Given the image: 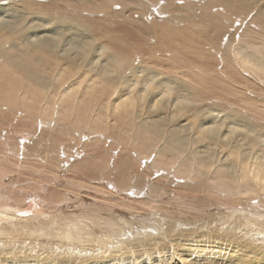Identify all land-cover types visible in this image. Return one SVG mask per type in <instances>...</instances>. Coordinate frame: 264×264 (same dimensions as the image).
Masks as SVG:
<instances>
[{
	"label": "bare ground",
	"instance_id": "bare-ground-1",
	"mask_svg": "<svg viewBox=\"0 0 264 264\" xmlns=\"http://www.w3.org/2000/svg\"><path fill=\"white\" fill-rule=\"evenodd\" d=\"M149 10L155 17L146 15ZM250 14L255 15L252 22L243 25ZM241 26L246 27L244 36L248 37L243 44L242 37H237ZM129 36L145 42L144 47L133 48ZM112 133L124 148L110 151L111 158L101 161L95 147L101 142L109 150L114 145L107 146ZM12 141L19 143L15 163L13 168L0 164V181L8 172L11 177L15 174L20 185L15 190L0 185V264H73L88 254L83 264L89 260L98 264L102 259L104 264H129L119 252L134 251L154 256L156 250L165 256L167 250L160 251L151 234L147 233L146 243L135 240L137 249L129 247L130 238L119 235L120 226L130 225L131 236L140 238L132 225L144 220L159 224L152 229L163 239L169 236L165 249L180 247L176 260L156 255L154 264L156 260L159 264H264V0H0L3 160L12 157ZM69 142L75 145V156H80L73 164L77 193L85 191L75 198V222L59 238L72 239L82 249L47 251L26 249L22 242L16 245L33 232H44L43 222H34L44 207L31 203L27 178H22L26 163L44 154L43 167L59 178L61 165L70 161L71 149L67 153L65 147ZM70 169L62 172L64 177ZM41 171L36 177H41ZM80 173L84 184L77 183ZM158 173L161 177L153 180ZM136 180L140 181L135 184ZM145 180L154 181L146 194ZM112 182L120 202L106 198V185ZM174 184L170 192L175 197L159 201ZM93 190L104 196L94 195L97 201L87 204ZM147 193L149 199L140 200ZM55 202L59 201L55 198ZM148 202L157 203L159 220L151 216L156 205ZM175 204L179 214L171 210ZM137 205L144 206L147 218L145 214L133 216L131 209ZM182 206L185 215L191 209L198 217L199 213L210 217L209 223L226 209L227 218L240 223L237 229H248L250 237L229 227L210 233L208 223L201 240H194L192 232L187 233L190 230L175 237L172 233L177 215L183 217ZM239 213L242 217L235 218ZM94 227L100 229V240ZM113 237L123 245L111 242ZM108 241L122 249L115 253L107 247ZM181 242L187 243L181 248ZM87 247L100 248L88 252ZM46 252L48 257L42 259L40 254ZM136 259L138 264L147 263Z\"/></svg>",
	"mask_w": 264,
	"mask_h": 264
},
{
	"label": "rangeland",
	"instance_id": "rangeland-1",
	"mask_svg": "<svg viewBox=\"0 0 264 264\" xmlns=\"http://www.w3.org/2000/svg\"><path fill=\"white\" fill-rule=\"evenodd\" d=\"M163 2V1H162ZM254 6H255V8H254V10H253V13L255 12H257L258 10H257V5H255L254 4ZM120 6H118V4L116 5V7L115 8H119ZM149 12V13H148ZM148 13V14H147ZM147 13H146V15L147 16H149L150 14V16H154V14L152 13V11H147ZM147 16H145V18H147ZM149 16V17H150ZM254 16L255 15H252V17H251V14L246 18V21L245 22H242V23H244L243 25H245L246 26V24L248 25V23L249 22H252V19L254 18ZM115 17V16H114ZM117 17H119V16H117ZM155 17V16H154ZM244 17V16H243ZM242 18V17H241ZM251 18V19H250ZM122 19L121 18H119V19H117V21H121ZM239 22H241V21H239ZM177 26H178V24H177ZM245 26H241V30L244 32H242V31H239V35L237 34V37H238V39L240 40V38H241V40L240 41H243L242 42V44L247 40V36H244V35H247V33H245V32H247V30H245L246 29V27ZM251 26H254V25H251ZM244 27V28H243ZM252 28L253 29H255L254 27H251V29L250 30H252ZM231 32H233V31H231ZM77 33H78V31H77ZM243 34V35H242ZM78 35V34H77ZM82 37H84V35H79V38L80 39H82ZM244 37V38H243ZM75 38H76V36H75ZM125 38H128L127 37V35H125ZM129 38H130V36H129ZM227 38V37H226ZM144 39H145V37H144ZM130 40V42H133L131 45H132V47L133 48H140V46H142V47H144L143 46V44H145V42H143V43H141V42H139V41H136L135 39H129ZM135 40V41H134ZM147 40V39H146ZM152 40V39H151ZM226 40L227 39H224V42L226 43ZM138 42V43H137ZM223 42V44L225 45V43ZM137 43V44H136ZM178 56H183L182 54L180 55H178ZM177 56V57H178ZM200 61V63H201V59L199 60ZM215 68H216V70H217V72L218 73H221V70L219 69V66L218 65H215ZM110 127H111V129L109 130V133L111 132V130H112V127H113V124H112V122L114 123V120L113 119H111L110 120ZM48 133V132H47ZM113 134V133H112ZM66 139H70V138H67L66 137ZM5 140H7L6 138H5ZM86 141V140H85ZM85 141H83V142H85ZM112 142H114V145L112 146V147H110V149L109 150H107V148L104 146V144L103 143H97L98 145H96V147H98V148H96L95 147V149H97L98 150V152H99V155H100V158H102L101 159V161H103V159H105V158H111V155L110 154H108V153H110V151H120V149L121 148H124V143H123V141L121 142L120 140H119V138H116V134H113V135H110V136H108V142H107V146L109 145V143L111 144ZM132 142V140H130V143ZM30 143L31 142H29L26 146L28 147V145H30ZM62 143V142H61ZM127 143H128V141H127ZM12 144H13V147L11 148V155H9V157H11L10 158V160H8V159H5V158H7V157H4V159L5 160H3L2 158H0V164H2V165H11V167H12V165H14V163H15V155H14V153L17 151L16 149V145H18L19 143L18 142H15V144H14V142L12 141ZM68 144V145H67ZM119 144V145H118ZM22 145H24V144H22ZM72 145V146H71ZM80 145V144H79ZM102 145V146H101ZM15 146V147H14ZM75 145H73V143L71 144L70 142L69 143H66V151H67V153H68V150L67 149H71V151L68 153L69 154V157L70 158H66L64 155H63V145H60L59 146V148H60V150L62 149V158L64 157L65 158V160H66V162H67V160L69 161V162H67V163H65L66 165L64 166V165H61V170H62V172L64 173V172H67V170L68 169H70L71 167L73 168V164L75 163V159L76 160H78V159H80V156L79 157H76L75 156V152H73V150H72V148L74 147ZM92 146V145H91ZM120 146V147H119ZM80 147H82V146H80ZM191 149H194V144L193 143H191V145L189 146ZM13 148H15V149H13ZM106 148V149H105ZM117 148V150H115ZM120 148V149H119ZM23 149V148H22ZM73 149H75V147L73 148ZM80 149V148H79ZM87 149H90V145H89V147L87 148ZM119 149V150H118ZM196 149V148H195ZM13 150V151H12ZM26 150V148H24L23 150H22V152L23 151H25ZM87 151V150H86ZM89 151V150H88ZM71 153H73V155L71 154ZM43 154V153H42ZM72 155V156H71ZM108 155L110 156V157H108ZM107 156V157H106ZM113 156V155H112ZM118 156V155H117ZM117 156H115L114 158H115V162H116V160H117ZM75 157V158H74ZM155 157V156H154ZM14 158V159H13ZM63 158V159H64ZM72 158H74L73 159V161H72ZM153 157L151 156V159H152ZM33 159V158H32ZM40 160V161H39ZM43 160V161H42ZM46 160H47V158H46V156L43 154V155H41L40 157H35L34 156V159L32 160V161H30V163L28 164V163H26L27 165H26V169L27 170H25V172L24 173H26V175L25 176H22V178H27V184H26V186L28 185V188L26 189L27 191H26V193H27V195H29L30 197V199H32V202L31 203H38V204H40L42 207H44V210H45V212H43V210H42V212L43 213H41V214H38V217L37 218H35V220H34V222H35V224L37 225V224H39V220H41L42 222H43V226H44V232H41V229L39 230V232H33L34 233V235L32 236H29V238H26L25 239V241H20V243H17L16 245H20L21 244V242L23 243V245L26 247V249H38V248H45V249H47V251H49V250H52L53 248H61V249H67V248H71L72 250L74 249L75 251L76 250H80L79 249V247L82 249V247L81 246H79V244H76L75 245V241H72V239H67V238H59L60 236H64L65 235V230L67 229V228H70V226H71V221H73V222H75V220H73V218H74V214H75V207H73V206H75V198L79 195H82V193L85 191V190H81V191H79L80 193H77V187H76V185H75V168H71L70 170H69V172L68 173H66L65 174V177H64V174L60 171L59 173H60V175L61 176H59V178L56 176V175H53V173H52V175H50L51 173L50 172H47V170L43 167V165L45 166L46 165ZM11 163V164H10ZM42 163V164H41ZM146 160L145 161H143L142 162V165L144 166V167H141V169H140V171L142 170V168L144 169L145 168V166H146ZM40 165H41V167H43V169L42 168H40ZM39 167V168H38ZM13 168V167H12ZM45 169V170H44ZM55 170V172L58 170V169H56V168H54ZM10 170V169H9ZM40 170H42L41 171V175H39V176H41V177H36V175L38 176V173H36V172H38V171ZM44 170V171H43ZM74 170V171H73ZM35 171V172H34ZM46 171V172H45ZM42 172H43V176H42ZM48 174V175H47ZM161 174L162 173H158V175L157 174H155V176H154V179L153 180H155V178L156 177H161ZM50 175V177H48ZM80 175V176H79ZM78 175V177L76 178V179H78L77 180V183L78 184H84V182L81 180V178H83L82 176H84V174H82V173H80ZM102 176V175H101ZM170 176H173L172 175V173H171V175ZM13 177H15L14 179H13ZM57 177V178H56ZM64 177V178H63ZM70 177V178H69ZM44 178V179H43ZM46 178V179H45ZM66 178H68V179H66ZM56 179H58V180H55ZM63 179V180H62ZM112 179H114V178H112ZM14 180H16V176H15V174L11 177L10 175H9V173L7 172V174H6V176H5V179H2V181H0V185H4V183H5V186H4V188L3 189H6V187H7V189L9 190V188H14L13 190H15L16 188V186L17 185H20V182L19 181H14ZM31 180V181H30ZM46 180H47V182H46ZM74 180V181H73ZM147 181V180H145V182L147 183V186L145 187L146 189H145V194H146V191L147 190H149L153 185H154V181ZM39 181H40V183H39ZM54 181V182H53ZM62 181V182H61ZM66 183H65V182ZM73 181V182H72ZM139 182L140 180H136V181H134L135 182V184H136V182ZM183 181V180H182ZM18 182V183H17ZM37 182V183H36ZM43 183V185H42V183ZM64 182V183H63ZM71 182V183H70ZM79 182H81V183H79ZM176 182H178V181H176ZM13 183H15L14 185H12ZM11 184V185H10ZM53 184V185H52ZM55 184V185H54ZM59 184V185H58ZM65 184H67V185H65ZM39 185V186H38ZM42 185V186H41ZM46 185V186H45ZM176 184H174V185H172V188H167V190L169 191V194H168V196H166V197H161L160 199H159V201H164L163 203H165V202H167V201H170L172 198H174L175 197V195H174V193H171L170 191L174 188V186H175ZM36 186H38V187H36ZM44 186V187H43ZM48 186H50L49 187V190H47L48 189ZM57 186H59V187H57ZM150 186V187H149ZM167 186H169L167 183L165 184V187H167ZM34 187H35V190H34ZM43 187V189H41ZM54 187V188H53ZM56 187H57V189H56ZM37 188V189H36ZM106 188H107V190H109V193L106 195V198L108 199V200H112L113 202H116V201H122L120 198H118V192H116V193H113V192H115L116 191V188H115V186H114V183L112 182V184L110 185H106ZM2 189V188H1ZM41 189V190H40ZM44 189H46V190H44ZM51 189V190H50ZM55 189V190H54ZM54 190V191H53ZM59 190V191H58ZM69 190V191H68ZM41 191V192H40ZM48 191V192H47ZM58 191V192H57ZM68 191V192H67ZM112 191V192H111ZM34 192H35V194H34ZM39 192V193H38ZM110 192H111V194H110ZM47 193H50V194H47ZM59 193V194H58ZM113 193V194H112ZM132 193V192H131ZM149 193V192H148ZM148 193H147V195L145 196V197H143V198H141L140 200H148L149 199V196H148ZM171 193V194H170ZM39 194H41L40 196H42V197H40V196H38ZM63 194V195H62ZM92 195H93V199H89V201H87V199H86V197H83L82 198V200L83 199H85L86 201H87V204H92L91 202L92 201H97L96 200V198H95V196L94 195H98V197H103L104 195H102V194H100V193H98V192H94V190L92 191V193H91ZM133 195H135L134 193H132ZM62 195V196H61ZM73 195V196H72ZM51 196V197H50ZM55 196V197H54ZM65 196V197H64ZM121 197H123V196H121ZM49 198V199H48ZM55 198H56V200H58L60 203H63V204H60L59 202H57V204H56V202H55ZM48 201H47V200ZM51 199V200H50ZM39 200V201H38ZM69 200V201H68ZM40 201H41V203H40ZM46 201V202H45ZM66 201V202H65ZM91 201V202H90ZM158 201V202H159ZM72 202V203H71ZM109 202V201H108ZM124 202V201H123ZM152 202V201H151ZM151 202H148L149 203V205H151V206H154L155 207V205L157 204V203H155V202H153L152 204H151ZM44 203H46V205H44ZM112 203V202H111ZM113 204V203H112ZM47 206V207H46ZM87 207H89V205H86V208ZM226 206H224L223 208H225ZM47 208V209H46ZM117 208V210L118 209H121V211H123L124 210V207L123 206H117L116 207ZM171 209V208H170ZM177 209V210H176ZM185 208L182 206V208H181V210L183 211ZM238 209H240V207L238 208ZM54 210V211H53ZM160 209L159 208H157V205H156V209L154 210V212H153V214H151V216L152 217H155L156 216V218L159 220L160 218H161V216H160V211H159ZM171 210H173L172 212L174 213V212H176V213H180L179 211H180V209H178V207H177V204H175V205H172V209ZM131 211H133V216L135 215H144L145 214V216H146V218L148 217L147 215H148V213H146V209H144V206H139V205H137V206H135L134 208H132L131 209ZM263 211V210H262ZM262 211H257V212H262ZM213 212H215V210L213 211ZM224 212V214H217L216 216H214L213 218H212V221L209 223V220H210V217H206V216H204L203 215V217L202 216H200V213L198 214L199 215V217L196 215V214H194L192 211H191V209H190V211L189 212H187V213H189L188 215H185V213H184V211L182 212V218H181V216L180 215H177V217L179 218V220L178 221H176L177 222V224H175L174 222L173 223H171V224H175V230H173V236H175V237H177V236H179L180 234H185L187 231H189V232H187V233H191L192 232V234H193V236H194V240H201V239H203L204 238V236H205V229H208L209 227L207 226L206 228H205V223H206V225H207V223H208V225H210L211 224V226H212V228H211V232L210 233H212L213 231H219V230H222L221 228H223L224 230H225V228H227V227H229V229H233V230H231V231H234V232H236V233H239V232H242V234L241 235H244L245 234V232L247 233L246 235H245V237H250V233H248L247 231H248V229H245V230H239V229H237V228H240L239 226H240V223L239 222H237L236 223V221H233V219H228L227 218V213H229L228 212V210H224L223 211ZM227 212V213H226ZM234 212V211H233ZM241 213L243 214L244 213V211H241ZM241 213H239L238 215H236L235 216V218H238V217H242V215H241ZM105 214H107V213H105ZM31 215H32V213H31ZM40 215V216H39ZM50 217H48V216ZM222 215H226V216H222ZM133 216H131V215H129V216H126L128 219H132L131 217H133ZM33 217H34V215H33ZM185 217H187V218H185ZM206 217V218H205ZM224 217H225V219H224ZM145 218V219H146ZM199 218V219H198ZM222 218H223V220H222ZM140 219H143V218H140ZM183 219V220H182ZM172 220V219H171ZM182 220V221H181ZM188 220V221H187ZM227 220V221H226ZM231 221V222H230ZM41 222V223H42ZM151 222L152 221H150V220H148V221H146V220H144V221H142L140 224H134V225H132V227H133V230L135 231V234H140V238H136L135 239V237L134 236H131V230L132 229H130V231H129V229H127V228H130V225L129 226H127V227H125L124 228V226H120L121 227V230L123 231V232H121L119 235H122V234H124L125 236H124V238L126 239V240H128L129 238V247H132V246H134V247H132V249H137V245L135 244L136 242H135V240H137L138 242H147V239H146V236H147V233H148V235L149 234H151V237H152V239H154L153 241H154V243H158L157 244V246L156 247H159L160 249V251H162L161 249H164V250H167L166 252L167 253H165V256H164V253L163 252H160V253H158V251H156L155 250V254L156 255H159L161 258H164V260H165V258H168V256H170V260H172L171 258H173V260L175 259L176 260V257H177V251H178V249L180 250V247L179 246H175V250L173 249L172 250V247H170L169 249H171L173 252V254H170V252H169V249H165V248H168V247H166L165 245H166V243H169L168 242V239H169V236L168 237H165V239H167L166 241H165V239H163L164 237H162L161 236V234L160 233H157V231H153V229L156 227V226H158L159 224H154V223H152L151 224ZM161 222L164 224L165 223V221L162 219L161 220ZM233 222V223H232ZM178 223H180V224H178ZM185 223H188L189 225H186ZM194 223V224H193ZM239 223V224H238ZM145 224V225H144ZM197 224V225H196ZM41 225V224H40ZM170 225V224H169ZM177 225V226H176ZM203 227H202V226ZM30 226V228L31 229H34L35 228V226L33 225V224H30L29 225ZM42 226V227H43ZM173 226V225H172ZM186 226H187V228H186ZM41 227V228H42ZM112 227V226H111ZM194 227V228H193ZM234 227H236V228H234ZM153 228V229H152ZM164 230H167V225H165L164 224ZM124 229H125V231H124ZM140 229V230H139ZM143 229V230H142ZM183 230V233H180L181 231ZM92 231L98 236V237H96V239L97 240H100L101 239V234H100V229H95V227L92 229ZM129 231V232H128ZM137 231V232H136ZM172 231V230H171ZM112 232V231H111ZM255 232V231H254ZM253 232V233H254ZM128 233V234H127ZM134 234V235H135ZM179 234V235H178ZM36 235H38V236H36ZM188 235H190V234H187L186 236H188ZM129 236V237H128ZM219 237H221L220 235H218ZM256 236V235H255ZM156 237V238H155ZM258 238V236H256L255 237V239H257ZM140 239V240H139ZM142 239V240H141ZM146 239V240H145ZM151 239V240H152ZM91 240L93 241L94 240V238H91ZM111 240V242H119L120 243V245L122 246L123 245V241L122 240H120V238H117V240L113 237V238H111L110 239ZM155 240H157V241H155ZM163 240V241H162ZM133 243H132V242ZM109 242L110 241H108L107 242V247L108 248H111L113 251H116L115 253H118L117 251H120L121 249H122V247L120 246L119 248H116L115 246H117L118 244H115L114 245V247L111 245V244H109ZM121 242H122V244H121ZM127 242V241H126ZM188 242V241H187ZM187 242H181L182 243V245H181V248H182V246L184 245V244H186ZM164 243V244H163ZM135 244V245H134ZM236 244H234V245H232V246H235ZM1 246H2V244H1ZM172 246V245H171ZM75 247H77L76 249H75ZM91 247V246H90ZM90 247H87V248H85L88 252H93V251H98V249L100 248V247H94V249L93 248H90ZM52 248V249H51ZM20 249V248H19ZM84 249V248H83ZM90 249V250H89ZM112 250L111 251H109L107 254H108V256L110 257L111 256V252H112ZM158 250V249H157ZM182 250V249H181ZM28 251V250H27ZM35 251V250H34ZM63 251V250H62ZM104 251V250H103ZM132 251V250H131ZM60 252V251H59ZM226 253H227V255L229 254V252H227V251H225ZM34 253V252H33ZM97 253V252H96ZM60 254V253H59ZM62 255H64V253H61ZM98 254V253H97ZM128 254V255H127ZM127 254H124V255H126V256H124L123 255V253H121L120 254V252H119V255H122V259H126L127 260V262H129V264H138L137 263V259H136V257L138 258L139 257V259L141 260V261H146L147 263L146 264H150V263H153V257L154 256H156V255H154V256H149L148 254H139V255H136V252L134 251L133 253L132 252H128ZM132 254V255H131ZM188 254V253H187ZM46 255H47V257H48V255H49V253L48 252H46V254H40V256H41V258L43 259L44 257H46ZM107 256V257H108ZM129 256V257H128ZM159 256H157V257H159ZM189 256H190V254H189ZM127 257V258H126ZM193 257H196V256H192V258ZM72 259H70L71 261H74L76 258H73V257H71ZM86 258H90L89 257V254H88V257H86ZM84 256L83 257H78V260H77V262L75 263H73V264H83V261H85V259H86ZM114 258V257H113ZM128 258H129V260H128ZM191 258V259H192ZM81 259V260H80ZM169 260V259H168ZM76 261V260H75ZM130 261H132V262H130ZM34 262V261H33ZM104 261H103V259H102V261H100V263H98V264H104L103 263ZM116 262V261H115ZM84 263H86V264H92V262L89 260V262H84ZM203 263H205V264H207V262H201L200 264H203ZM60 264H62V263H60ZM111 264H116V263H114V262H111ZM117 264H122V263H118L117 262ZM124 264V263H123ZM128 264V263H127ZM154 264V263H153ZM155 264H159V262L156 260L155 261ZM223 264H225V263H223Z\"/></svg>",
	"mask_w": 264,
	"mask_h": 264
}]
</instances>
